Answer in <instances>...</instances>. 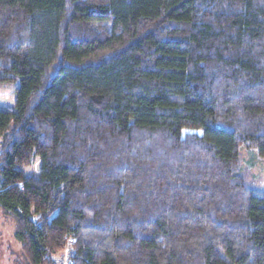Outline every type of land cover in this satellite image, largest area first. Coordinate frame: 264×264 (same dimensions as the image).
I'll return each mask as SVG.
<instances>
[{"label":"trees","instance_id":"obj_1","mask_svg":"<svg viewBox=\"0 0 264 264\" xmlns=\"http://www.w3.org/2000/svg\"><path fill=\"white\" fill-rule=\"evenodd\" d=\"M0 83L28 264H264V0H0Z\"/></svg>","mask_w":264,"mask_h":264},{"label":"rangeland","instance_id":"obj_2","mask_svg":"<svg viewBox=\"0 0 264 264\" xmlns=\"http://www.w3.org/2000/svg\"><path fill=\"white\" fill-rule=\"evenodd\" d=\"M10 87L0 83V107L11 108L13 99ZM186 132V131H184ZM239 162L243 169L249 170L256 181L263 178L264 159L259 157L253 148L239 147ZM34 164L29 171L37 170ZM0 264H28L21 245L14 237V222L11 216L5 214L0 207Z\"/></svg>","mask_w":264,"mask_h":264},{"label":"built area","instance_id":"obj_3","mask_svg":"<svg viewBox=\"0 0 264 264\" xmlns=\"http://www.w3.org/2000/svg\"><path fill=\"white\" fill-rule=\"evenodd\" d=\"M71 239L68 240L66 246L59 252L51 254L53 264H71L72 247L70 245Z\"/></svg>","mask_w":264,"mask_h":264}]
</instances>
